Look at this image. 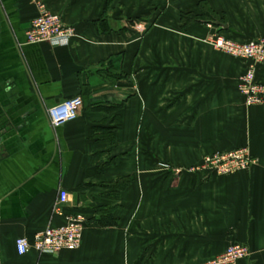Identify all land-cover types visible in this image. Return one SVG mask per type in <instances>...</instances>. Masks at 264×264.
Masks as SVG:
<instances>
[{
  "label": "crops",
  "instance_id": "obj_1",
  "mask_svg": "<svg viewBox=\"0 0 264 264\" xmlns=\"http://www.w3.org/2000/svg\"><path fill=\"white\" fill-rule=\"evenodd\" d=\"M38 2L68 45L26 43ZM200 3L227 29L183 24ZM214 32L264 39V0H0V264H202L234 243L250 251L236 264H264V104L244 105L247 62L204 43ZM77 96L52 127L47 108ZM245 146L247 170L200 168ZM76 212L79 248L17 253Z\"/></svg>",
  "mask_w": 264,
  "mask_h": 264
},
{
  "label": "built area",
  "instance_id": "obj_2",
  "mask_svg": "<svg viewBox=\"0 0 264 264\" xmlns=\"http://www.w3.org/2000/svg\"><path fill=\"white\" fill-rule=\"evenodd\" d=\"M37 16L25 29V40L28 44L48 43L52 46H66L75 36V30L65 26L60 16L50 12L45 4L38 2ZM203 42L233 58L245 60L247 67L238 80V92L243 97L246 107L264 104V83L256 79L257 68L264 64V39L246 42L236 41L225 37L220 32L207 35ZM82 106L81 97L66 99L47 108V115L52 127L75 120ZM248 147H240L229 152H216L206 156L200 165L202 169H210L218 175L233 174L247 170L253 163ZM193 170V169H191ZM68 202V194L59 189L53 204V211L62 214V207ZM86 224V217L81 212L66 215L65 223L52 227L48 226L36 233L32 240L20 237L15 240V248L19 255L31 250L39 254H55L61 250L79 248ZM247 245L234 243L202 264H236L238 260L249 256Z\"/></svg>",
  "mask_w": 264,
  "mask_h": 264
},
{
  "label": "trees",
  "instance_id": "obj_3",
  "mask_svg": "<svg viewBox=\"0 0 264 264\" xmlns=\"http://www.w3.org/2000/svg\"><path fill=\"white\" fill-rule=\"evenodd\" d=\"M199 13L195 14L193 12L182 13L180 18L183 24H189L192 22H205L212 24L215 20L222 21V18L209 7L208 4L200 3L198 4Z\"/></svg>",
  "mask_w": 264,
  "mask_h": 264
},
{
  "label": "water",
  "instance_id": "obj_4",
  "mask_svg": "<svg viewBox=\"0 0 264 264\" xmlns=\"http://www.w3.org/2000/svg\"><path fill=\"white\" fill-rule=\"evenodd\" d=\"M212 25L219 27L220 29H227V24L221 22L220 20H215Z\"/></svg>",
  "mask_w": 264,
  "mask_h": 264
}]
</instances>
